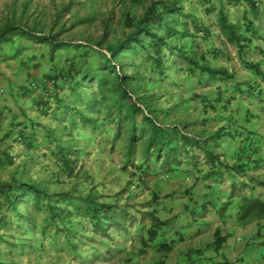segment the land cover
I'll return each instance as SVG.
<instances>
[{"label":"rangeland","instance_id":"rangeland-1","mask_svg":"<svg viewBox=\"0 0 264 264\" xmlns=\"http://www.w3.org/2000/svg\"><path fill=\"white\" fill-rule=\"evenodd\" d=\"M159 1L178 2L180 10L166 21L176 33L188 35L169 39L171 45L192 52L200 63L224 67L230 76L210 79L199 69L191 71L192 65L166 46L161 50L164 72L159 74L148 59L152 49L144 33L140 39L146 50L142 44L124 48L110 65H101V52L135 31L126 17L137 21ZM252 1L258 16L250 8ZM220 10L243 29L245 11L257 21V34L242 51L224 38ZM12 24L28 27L39 38L17 31L0 45V182L15 175L40 185L46 195L39 206L31 194L10 205L0 192V219L5 223L0 225V264H203L204 248L215 239L218 226L222 236L237 231L236 222L224 221L227 216L219 212L208 218L214 210L207 205V187L211 179L217 181L206 156L179 152L182 165L173 171L154 155L146 160L142 118H137L131 148L129 129L117 135L120 114L110 87L121 73L128 76L129 89L140 86L139 95L153 98L157 111L152 113L161 123L188 121L196 129L224 130L230 136L220 140L216 151L225 163L235 164V153L248 141L258 136L264 142V132L259 133L264 127V81L250 68L258 64L264 71V0H0V29ZM48 36H55V50ZM72 62L82 74L96 70L107 75L104 96L93 77L79 80L73 89L62 80L49 82ZM90 100L97 112L92 124L82 117L89 113ZM57 145L75 159L73 176L62 170ZM249 173L264 177V165L252 164ZM91 185L105 196L103 201L126 206L133 215L125 230L112 226L103 234L75 210L72 203ZM153 217L168 223L157 234L150 230ZM235 237L227 248L239 243ZM163 243L173 250L159 252ZM231 253L230 262L236 264V249Z\"/></svg>","mask_w":264,"mask_h":264},{"label":"trees","instance_id":"trees-1","mask_svg":"<svg viewBox=\"0 0 264 264\" xmlns=\"http://www.w3.org/2000/svg\"><path fill=\"white\" fill-rule=\"evenodd\" d=\"M256 6L257 3H255V1L250 3L252 12L255 16H258V8ZM178 10H180L178 2L159 1L157 3H152L144 15L137 21L127 16L126 23L130 26L135 25V31L132 32L128 38L116 44L109 45L105 52H101V65H110L113 59H116L119 52L124 48L132 47L134 49L138 44H142V49L146 50L140 39V34L144 33L150 37V48L152 49V52L147 51L148 59L152 61L155 70H157L159 74L164 72L165 57L161 50L162 46H166L172 53L178 51L180 53L179 56L183 57L184 60L192 65L189 69L192 67L194 69H199L202 73H207L210 79H221L230 76L228 70L224 67H213L206 62L200 63L192 52L189 54L187 53L188 51L182 49V46L171 45L169 41L171 38L178 37V39H184L188 37L184 32L181 35L176 33L175 29L166 21L167 18L170 19V16H173V13ZM247 11L243 13L244 29L239 23L231 22L228 15L225 14L223 10H220L218 15L219 27L224 38L238 51H242V49L247 46L248 42H252V36L257 34V21L249 18ZM157 28L163 29L164 33H158ZM17 31L22 32L25 36H29L30 38H39L38 34L31 32L26 26L24 27L20 24L6 25L0 29V45H2L3 42L10 41L11 34ZM199 32H201V30H199ZM208 33V30L204 29V34L208 35ZM54 37L55 36H48L47 38L50 40L52 48L55 50L58 42ZM114 67V65H111V68ZM250 68L254 70L258 76H261L264 81V71L261 70L258 64L250 65ZM102 71L103 70H101V72ZM191 71L193 70L191 69ZM92 77L94 80L99 81V92L104 96V86L108 84L107 75L98 74L96 70H90L88 73L82 74L74 62L63 71H59L49 82L56 84L58 80H62L64 84L67 83L69 85V89H73L75 85L79 83V80L84 78L87 80ZM118 77L120 81L110 87L113 91L112 94L117 98L116 105L119 108L120 114V120L117 122L115 119L114 121L117 122V135H119L122 130L129 129L128 140L129 146L132 148L137 138V118L141 117L143 125L140 130V136L143 138L145 135L147 136L145 141V158L148 160L154 155V158L158 160V162L161 161L167 171H173L182 165L181 154L179 152L187 153L188 150H193V152L201 151L206 156V163L210 165L209 171L211 173L213 172L215 181L223 183L225 175L229 176V197L227 194H224L222 198H224L225 201L221 203L214 202L213 198V205L209 202L208 198V203L212 205V208L218 210L219 215H222L233 202V198L237 196L240 199L236 204L237 212L235 216L239 224L247 225L257 220H264V200L261 199L260 196H255L254 194L249 196L246 194L244 191L245 188L253 190L255 187H252L249 182L240 179L243 175H250L247 171H249L252 164H254V166L255 163L257 166L264 165V144H262V139L255 138L251 139L252 141H248L246 147H243L242 150L235 153V164L229 165L222 160V153L216 151L222 146L220 140H226V137L230 136L224 133V130L218 129L215 132H211L204 128L196 129L194 123L188 121L161 123L152 113L157 111L152 104L153 98L146 96L144 93L139 95L138 93L141 91L140 86L134 88L133 91L129 89L126 82L128 76L121 75L120 73ZM55 88L58 90L60 86L55 85ZM54 95L56 96V94ZM57 100H59V98H57ZM92 100L88 102L90 109L89 113L87 115H82L90 124L95 122L92 116L97 114V112L93 110L94 105L91 103L94 101ZM41 102L43 106H46V108L48 107L47 103L45 104L44 101ZM246 140L247 139H245V142ZM71 149V147H68V150ZM57 154L61 161L62 170L69 176H73L77 171L75 159L73 160L68 156L67 148L64 149L62 145L58 146ZM238 172L243 175H240V173L238 174ZM257 183L260 187L264 188V180H259ZM0 192L10 205L17 204L19 200L20 203H22L23 199L31 194L35 203L39 206L42 201H44V196L46 195L45 190L40 185L21 181L15 175L8 181L0 182ZM211 193H207V197L211 195L215 198L218 197V194H215L217 195L215 196L213 192ZM104 198L105 196L91 185L88 192L77 199L79 202L72 204L73 206L75 205V210L78 213L90 219L94 229L98 232L108 234V230L112 226L125 230L127 228V221L134 220L133 215L126 212V206L103 201ZM69 200L71 202L72 199ZM220 206L221 208H219ZM54 208L55 207H53L52 210ZM64 210L65 208L60 209L58 215L63 216L61 213ZM151 215L153 216L154 213ZM4 224V221L0 219V225ZM167 225V222H160L153 217L150 230L157 234L160 227ZM70 235V231H67V236L70 237ZM220 237L221 235L218 231L214 242L217 246L218 244L222 245ZM67 241L70 243L71 239L67 238ZM172 247V245L163 243L159 245L158 250L159 252L169 253L173 250Z\"/></svg>","mask_w":264,"mask_h":264},{"label":"crops","instance_id":"crops-1","mask_svg":"<svg viewBox=\"0 0 264 264\" xmlns=\"http://www.w3.org/2000/svg\"><path fill=\"white\" fill-rule=\"evenodd\" d=\"M258 129H259V127H258ZM262 130L263 131L258 130L259 133L264 132V127ZM250 133H253V132L251 131ZM240 134H242V133H240ZM248 135L252 136L249 133H248ZM257 137L258 136H256V138ZM259 137H260V135H259ZM250 141H252V140H250ZM263 141H264V138H263ZM254 142H255V140H254ZM262 144H264V142H262ZM247 172H249V171H247ZM249 174L250 175H248V176L243 175L240 179L249 182L250 185L252 187H255V188L253 190H251L249 188H245L244 189L245 193L248 194L249 196H252L253 194L255 196H260L261 199L264 200V188L260 187L257 183V181H259V180H264V177H259V175H254L253 173H249ZM226 183L229 184V181L224 180L223 183H221L219 181L215 183L214 181H212V179L210 180L207 191L210 193L213 192L214 195L218 194L217 198H215L214 196L212 197V195L211 196L209 195L210 196V197H208L209 202H211L212 205H213V202H212L213 198H214V202H216V203L220 202L221 203V202L225 201V199L222 198V196L224 194H227L229 197V194H228L229 188L227 187ZM229 192H230V190H229ZM215 196H217V195H215ZM239 199L240 198L235 196L233 198V202L229 205L227 210L222 214V217L227 216V217H224V219H223L224 221H227L226 218H231L234 220V222H236L234 229L237 230L235 232V234L236 235L238 234L236 237H238L239 243L236 245H234L235 244L234 243L232 246L227 248L225 245L231 244V242H228V241L230 239H232V237H235V234H234V232H232L234 234L232 236L229 235V233L224 234L222 236V233H221V231H219V226H218L216 228L215 232L216 233L218 231L220 232V235H221L220 241H222V245H219V244H218V246L215 245L214 244L215 239H214L208 248H204L205 250L203 251V254H205L206 257L204 256L203 257L204 259H202L203 264H232L230 262V257H232L231 252H233L235 249H236V257H238V259H236L237 260L236 264H264V220H257L255 222L247 224V225L239 224L237 222V219L235 216L236 212H237V205L236 204L239 201ZM207 205L210 207L209 210L210 209L214 210V212L211 213L208 217V218H212V217H214V214L218 212V210H216L215 208H212V205H210L209 203ZM215 238H216V236H215ZM233 246L235 249H232ZM216 257L218 258V261H215Z\"/></svg>","mask_w":264,"mask_h":264}]
</instances>
